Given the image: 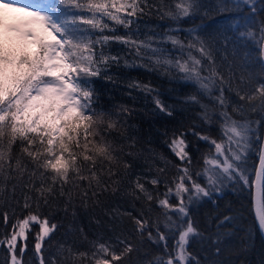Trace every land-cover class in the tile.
<instances>
[{"label":"snow or ice","instance_id":"snow-or-ice-1","mask_svg":"<svg viewBox=\"0 0 264 264\" xmlns=\"http://www.w3.org/2000/svg\"><path fill=\"white\" fill-rule=\"evenodd\" d=\"M150 13L170 26L141 36L140 18ZM188 18L200 23L185 29L181 25ZM116 26L126 30L123 35ZM111 42L134 54L125 66L144 67L191 87L179 104L197 107V120L216 126L219 135L197 131L201 125L196 123L172 130L166 143L180 163L172 165L171 186L165 175L170 162L159 156L165 166L157 167L151 180L137 177L131 193L151 212L154 197L147 185L164 180L167 190L157 199L162 211L155 219L144 211L127 213L130 235L89 239L77 228V239L54 245L63 225L52 222L43 207L58 199L65 202V211L77 199L87 207L100 192L123 183L141 152L153 151L138 148L127 125L133 109L101 103L94 86L102 71L111 81V66L121 62L119 56L105 55L103 46ZM129 88L156 93V109L168 117L177 110L150 83L134 81ZM262 125L264 0H0V200L15 199L19 190L27 213L17 217L13 210L10 226L9 213H2L0 246L10 257L7 264H30L24 259L30 233L39 264H131V254L146 241L163 244L164 253L140 264H237L224 257L239 251L233 239L240 217L231 210L218 212L209 228L194 209L242 183L251 192L255 224L264 232ZM189 135L209 146L201 153L199 169L193 167ZM258 142V164L250 167ZM115 215L125 214L117 210ZM79 240L87 243L86 250ZM193 243L203 255L189 251Z\"/></svg>","mask_w":264,"mask_h":264},{"label":"trees","instance_id":"trees-1","mask_svg":"<svg viewBox=\"0 0 264 264\" xmlns=\"http://www.w3.org/2000/svg\"><path fill=\"white\" fill-rule=\"evenodd\" d=\"M37 2H41V0H37ZM53 2L61 4L62 0H53ZM199 23L200 20L197 18H188L182 22L181 26L187 29ZM157 26H159V29H166L170 24L167 20H160L158 15L154 13L141 17V36L149 33V29H156ZM171 26L175 27V25ZM116 27L118 29L117 34L123 35L126 31L121 26ZM104 34L108 35L110 33L106 32ZM103 47L105 55L119 56L121 57V62L118 66H111V70L108 72V75L112 77L111 81L107 79L103 71L101 76L94 80V86L102 97L101 103L105 105L124 104L133 109L127 125H131L130 131L137 140L138 148H151L153 151L141 152L133 161V167L128 171L123 183L119 186L112 185L108 191L100 192L97 197H93L88 201L87 207L79 199L76 200L74 207H68L67 211L64 210L65 202L63 199H58L47 207H43L42 211L49 214L50 218H53L52 222L63 225V227L58 228L55 234L54 245L57 241L77 239L79 233L74 231L77 228H83L89 239H95L97 236L114 238L121 233L130 235L133 225L131 219L126 215L127 213H132L135 216L140 211H144L145 215L155 219V216L162 211L157 204V199H163L167 190L164 180L162 179L157 186L147 185L154 197L153 201L150 202L151 212L147 210L148 203L142 199L136 200L131 195L135 180L137 177L142 180H151L157 174V167L163 168L165 166L158 159L159 156H163L170 162L165 175L168 177L169 186H171V178L176 174V168L172 167V165H178L180 162L169 150L166 141L171 137L172 130L181 125H190L191 123L201 125V122L196 117V113L199 111L197 107L179 104L180 98L193 90L191 87H183L178 83H172L168 77L144 67L125 66L124 60H128L131 63L134 55L126 45L119 42H111ZM137 64H139L138 61ZM134 81L150 83L152 87L156 88L162 101L176 106L177 110L174 115L168 117L157 111L153 102V96L156 93L149 94L139 89H130L129 85ZM200 130L213 137L219 135V130L216 126L201 125L197 128V131ZM165 132H167V135L164 134ZM258 134L263 141L264 125L258 129ZM187 139L190 142L188 150L193 156V167L199 169L202 166L201 153L208 151L209 146L205 142L198 140L196 136L189 135ZM254 147L256 151L252 152L249 157L250 167L258 164L260 142L255 144ZM197 160H200L199 165L196 163ZM168 198L170 202L174 199L172 196ZM22 203L23 200L19 190H17L15 199L9 200L5 198L0 200V232L4 231L2 213H9V226L14 222L13 210H15L17 217L27 214L22 209ZM117 210L125 215L116 216L115 212ZM228 210L240 217L237 236L233 239V246L238 248L239 251L235 256L225 253L224 259H233L237 264H264V238L252 216L251 192L242 183L230 185L223 193L217 194L212 199L205 200L199 207L194 209V215L201 221L202 225L210 228L209 222L212 217L218 212H227ZM8 230L10 231V227ZM35 231H38V228L34 227L33 232ZM161 231H164V229L161 228ZM33 243V235L30 233L29 247L24 259L29 261L30 264H39L37 254L32 249ZM78 243L81 250H86V242L79 240ZM172 243V240L168 241L169 250ZM45 247H47V243H45ZM199 249L200 246L193 243L189 251L203 255V253L199 252ZM163 253V244L157 245L151 241H146L145 246L141 248L139 253L131 254V264H140L145 259L150 260L155 256L163 255ZM44 255L47 258L48 253L44 252ZM9 260L10 257L6 250L0 246V262L7 264Z\"/></svg>","mask_w":264,"mask_h":264},{"label":"water","instance_id":"water-1","mask_svg":"<svg viewBox=\"0 0 264 264\" xmlns=\"http://www.w3.org/2000/svg\"><path fill=\"white\" fill-rule=\"evenodd\" d=\"M262 142H264V136H263V141ZM261 234H262V236L264 238V232H261Z\"/></svg>","mask_w":264,"mask_h":264},{"label":"rangeland","instance_id":"rangeland-1","mask_svg":"<svg viewBox=\"0 0 264 264\" xmlns=\"http://www.w3.org/2000/svg\"><path fill=\"white\" fill-rule=\"evenodd\" d=\"M7 253V252H6ZM8 254V253H7Z\"/></svg>","mask_w":264,"mask_h":264}]
</instances>
